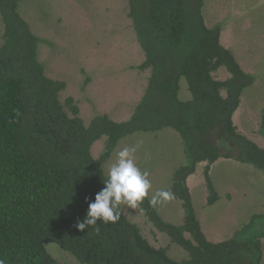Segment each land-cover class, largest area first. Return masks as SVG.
Returning a JSON list of instances; mask_svg holds the SVG:
<instances>
[{
    "label": "trees",
    "instance_id": "16d2710c",
    "mask_svg": "<svg viewBox=\"0 0 264 264\" xmlns=\"http://www.w3.org/2000/svg\"><path fill=\"white\" fill-rule=\"evenodd\" d=\"M21 1L0 0V258L6 264H59L46 249L51 243L78 264H262L264 211L251 215L231 238L211 242L187 186L205 164L207 204L213 205L218 194L210 171L218 160L264 174V148L233 122L254 77L222 45L221 25H206L205 0H126L146 85L126 121L97 114L88 124L72 98L61 102L65 83L46 75L38 59L41 39L22 18ZM221 70L228 76L218 80ZM182 80L190 94L186 100L179 97ZM165 129L178 134L185 156L170 182L182 224L165 222L148 198L138 207L186 258L175 260L166 248L152 246L122 211L114 223L98 220L99 233L94 227L79 230L77 222L108 178L103 161L120 141ZM102 139L103 154L95 159L92 147Z\"/></svg>",
    "mask_w": 264,
    "mask_h": 264
},
{
    "label": "rangeland",
    "instance_id": "374dc122",
    "mask_svg": "<svg viewBox=\"0 0 264 264\" xmlns=\"http://www.w3.org/2000/svg\"><path fill=\"white\" fill-rule=\"evenodd\" d=\"M19 10L41 39L38 59L46 75L66 85L59 96L61 102L72 98L85 124L97 114L126 121L148 75L138 69L144 56L127 17L126 0H22ZM203 16L208 27L221 25L222 45L231 50L246 73L254 76L253 84L243 91L233 122L241 134L264 148V0H205ZM2 31L0 20V42ZM227 76L223 70L215 74L218 80ZM180 86V99H188L183 80ZM103 143L102 139L93 145L95 159L102 156ZM136 145L135 161L149 173L151 193L170 190L172 172L185 160L180 138L170 129L121 140L103 161L105 173L117 151ZM205 166L198 165L188 185L206 238L219 242L231 238L251 215L264 211V174L249 165L218 160L210 171L218 200L208 205ZM156 208L164 221L175 225L182 222L177 200L162 202ZM121 210L152 246L166 248L175 260L186 258L185 251L170 244L167 235L154 228L138 207L121 205ZM46 249L59 264H78L55 244H47Z\"/></svg>",
    "mask_w": 264,
    "mask_h": 264
},
{
    "label": "clouds",
    "instance_id": "9594fccd",
    "mask_svg": "<svg viewBox=\"0 0 264 264\" xmlns=\"http://www.w3.org/2000/svg\"><path fill=\"white\" fill-rule=\"evenodd\" d=\"M139 145L125 146L116 152V159L107 170L104 187L95 195L94 202L88 203V210L83 221H78L76 227L83 231L94 227L99 233L97 221L103 223L116 222L121 217V205L132 209L148 198L149 205L155 207L162 202L174 199L170 190H157L151 193L152 184L149 173L142 171L136 164L134 154ZM89 198L86 197V200ZM0 264H6L0 258Z\"/></svg>",
    "mask_w": 264,
    "mask_h": 264
},
{
    "label": "flooded vegetation",
    "instance_id": "af4514ba",
    "mask_svg": "<svg viewBox=\"0 0 264 264\" xmlns=\"http://www.w3.org/2000/svg\"><path fill=\"white\" fill-rule=\"evenodd\" d=\"M254 77V76H253ZM243 94V93H242ZM242 97V96H241ZM242 99V98H241ZM241 105V104H240ZM240 105H239V107H240ZM248 138V137H247ZM182 148V147H181ZM211 173V172H210ZM195 174V173H194ZM193 174V175H194ZM192 175V176H193ZM191 177V176H190ZM189 177V178H190ZM189 178H188V180H187V186H188V189H189V192H190V187H189V185H188V181H189ZM213 182V181H212ZM215 187V186H214ZM191 195V194H190ZM208 197V196H207ZM175 199V198H174ZM175 200H177V199H175ZM207 201V200H206ZM177 202H178V204H179V208L181 207V203H180V201L179 200H177ZM139 208V207H138ZM155 208H156V206H155ZM156 210H157V208H156ZM181 210H182V207H181ZM180 210V211H181ZM158 211V210H157ZM182 212H183V210H182ZM183 216H184V214L182 215V221H183ZM161 217V216H160ZM162 218V217H161ZM147 219V218H146ZM163 219V218H162ZM198 219V218H197ZM198 221H199V219H198ZM165 222H168V221H165ZM200 222V221H199ZM169 223V222H168ZM172 224V223H171ZM180 224H182V222H180V223H178L177 225H180ZM175 225V224H174ZM201 225V224H200ZM155 228V227H154ZM201 229H202V227H201ZM203 231V230H202ZM204 233V232H203ZM164 234V233H163ZM166 235V234H165ZM169 239V238H168ZM227 240V239H226ZM170 242V241H169ZM212 242V241H211ZM220 242V241H219ZM171 244V243H170ZM167 252H168V250H167Z\"/></svg>",
    "mask_w": 264,
    "mask_h": 264
}]
</instances>
